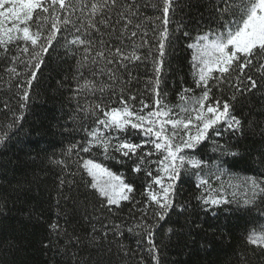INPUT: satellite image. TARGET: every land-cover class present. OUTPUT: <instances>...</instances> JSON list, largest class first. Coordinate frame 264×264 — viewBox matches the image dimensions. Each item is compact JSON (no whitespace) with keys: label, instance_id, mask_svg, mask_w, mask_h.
<instances>
[{"label":"snow or ice","instance_id":"obj_1","mask_svg":"<svg viewBox=\"0 0 264 264\" xmlns=\"http://www.w3.org/2000/svg\"><path fill=\"white\" fill-rule=\"evenodd\" d=\"M206 5L209 23L185 30L176 19L181 0H0V61L20 109L0 125V144L19 128L45 58L62 49L73 61V75L66 78L72 126L65 132L81 139H73L58 158L49 157L60 169L59 187H78V178L96 195L100 210L117 216L127 203L138 213L125 228L108 216H94L90 243L97 250L126 231L138 237L137 247L152 264H160L157 230L191 206L179 202L186 182L197 190L196 206L213 217L221 208L250 211L264 203V171L236 178L224 159L239 154L232 141L255 133L258 124L264 137V107L259 120L242 111L250 97H264V0H206ZM149 8L158 15H147ZM181 33L189 41L192 86H182L173 104L162 85L166 50ZM149 66L144 90L151 103L132 87L140 82L137 69ZM208 144L215 159L207 157ZM108 161L125 170L113 171ZM50 228L58 236L66 232L57 223ZM246 233V243L264 253V222L249 221ZM239 255L240 264H250L248 253ZM139 264H145L143 256Z\"/></svg>","mask_w":264,"mask_h":264},{"label":"trees","instance_id":"obj_2","mask_svg":"<svg viewBox=\"0 0 264 264\" xmlns=\"http://www.w3.org/2000/svg\"><path fill=\"white\" fill-rule=\"evenodd\" d=\"M146 11L149 16L158 15L150 8ZM209 15L206 0H181L176 19L183 20L185 30H194L201 24H208ZM192 34L195 35V31ZM178 35L179 39L166 50L167 74L162 85L173 104L182 86H192L190 50L186 48L189 41L182 33ZM45 64L33 81L19 128L0 144V264H139L141 256L145 264H152L144 249L137 247L135 234L125 231L123 238L111 244L105 242L99 250L90 243L94 216L102 214L122 228L130 227L134 224L133 217L138 215L132 205L125 203L117 216H112L100 210L96 195L78 178V187L71 190L59 187L60 169L49 163V157L55 153L58 158L73 139H81L79 135L65 132L66 127L72 126L69 116L73 113L74 102L69 100L66 78L73 75V61L58 49L51 59L45 58ZM6 67L0 61V125L11 122L13 113L20 114L19 98L14 82L9 86ZM137 72L140 82L132 87L151 103L144 90L145 80L152 75L150 66L140 67ZM262 107L264 97L257 94L244 102L242 111L251 112L252 118L259 120L261 117L257 113ZM260 128L258 124L255 133L246 131L243 137L232 141L239 154L224 159L233 177L258 176L264 171L261 164L264 137L260 135ZM211 148L208 144L205 152L207 157L215 159L217 154ZM106 163L113 171L125 170L115 161ZM195 192L194 185L184 183L179 202L191 201V206L183 214H172L157 230L160 264H240V253L249 254L250 264H264V253L246 243L248 222H264L260 219L264 203L250 211L238 212L235 205L227 212L221 208L213 217L196 206L192 199ZM65 196L70 199L65 200ZM53 223L66 232L61 231L58 236L50 228ZM169 228L173 229L171 233ZM74 237H79L78 243ZM108 240H113L111 235ZM118 244L126 246L132 254L125 256Z\"/></svg>","mask_w":264,"mask_h":264}]
</instances>
